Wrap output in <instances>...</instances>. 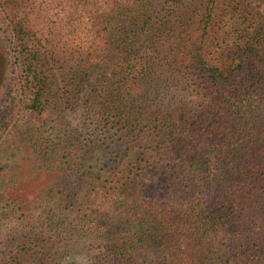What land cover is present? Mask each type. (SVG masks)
Masks as SVG:
<instances>
[{"label": "trees", "instance_id": "16d2710c", "mask_svg": "<svg viewBox=\"0 0 264 264\" xmlns=\"http://www.w3.org/2000/svg\"><path fill=\"white\" fill-rule=\"evenodd\" d=\"M220 1L0 0L22 95L0 153L47 175L0 194V264H264V20L244 37L224 5L221 69Z\"/></svg>", "mask_w": 264, "mask_h": 264}, {"label": "rangeland", "instance_id": "374dc122", "mask_svg": "<svg viewBox=\"0 0 264 264\" xmlns=\"http://www.w3.org/2000/svg\"><path fill=\"white\" fill-rule=\"evenodd\" d=\"M220 2L221 3L215 10L214 21L207 34L204 54L210 64L221 69H227L232 62L222 57L223 55L221 54L217 42H220L223 38L221 30L224 24L230 20L232 23L236 15L230 19L229 15L223 14L224 5L226 3H232L233 5L238 4L240 8V2L247 4L246 13H238V18L241 22V35L245 37L250 36L249 32L257 28L258 23L264 20V0H223ZM11 53L9 39L0 29V120H4V122L0 123L7 124L4 131L6 134L11 129V124L7 119L11 116L14 118L18 116L19 110L21 109L20 99L22 98L20 91L17 89L15 80L16 75L12 72L14 68L12 66L13 59ZM68 119L71 124H76L79 120V110L68 114ZM3 154L7 157H2L0 153V166H2L8 174L3 175V170H1L0 181L11 182L16 180V183L14 186L6 185L5 190L0 191V194H3L4 197L8 196L12 201L24 199V202H29V204L33 203L39 196L41 187L45 185L47 175L45 172L35 169L30 162L21 161L19 164L20 158L25 154L21 148L18 149V147L14 145L9 146L3 151ZM10 156L15 157L10 158ZM8 227H10V225L7 224V220L0 222V239L7 234ZM76 260H79V257L76 258Z\"/></svg>", "mask_w": 264, "mask_h": 264}]
</instances>
